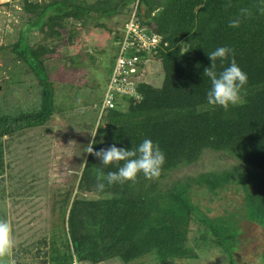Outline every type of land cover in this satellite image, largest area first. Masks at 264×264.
<instances>
[{"label":"trees","instance_id":"trees-1","mask_svg":"<svg viewBox=\"0 0 264 264\" xmlns=\"http://www.w3.org/2000/svg\"><path fill=\"white\" fill-rule=\"evenodd\" d=\"M135 1L21 3L27 20L11 51L41 82V103L36 111L15 117L0 113V141L43 127L57 113L56 84L49 78L46 62L67 40L73 44L77 28L84 29L90 20L111 34L116 49L99 102L101 113L125 39L127 18L119 30L109 28L108 23L116 16L128 15ZM230 2L226 7L229 0H141L143 26L162 35L163 41L151 56L138 55L146 62L144 73L148 72L147 64L156 60L164 79L161 87L138 83L140 99L116 97L117 106L103 112L107 128L98 126L94 151L112 145L130 150L150 139L165 154L161 175L147 180L140 174L134 183L106 185L98 192L97 176L89 173L106 174L116 171L117 166L103 167L87 153V166L78 183L56 202L65 222L63 229L57 223L46 237L17 244L12 252L16 264H33L34 260L37 264H212L216 256L220 259L215 258V264H238L240 248L255 241L243 238L242 225L254 224L264 231V15L254 7L258 0ZM241 8H250L251 18H243L239 28L229 27ZM29 32L41 36L34 47L27 38ZM218 47H229L234 55L218 60L217 71L235 59L248 77L241 93L244 103L229 106L227 111L209 106L206 100L211 86L203 75L211 66L207 54ZM3 50L0 47V52ZM78 59L80 55L69 58L73 62ZM2 148L0 143L3 156ZM207 156L217 159L216 169L203 170ZM226 158L232 163L224 164ZM232 187L239 201L229 198L231 205H220L222 214L211 215L210 204L220 201L221 193ZM197 189L208 195L207 206L202 199H195ZM146 258L151 260L144 261Z\"/></svg>","mask_w":264,"mask_h":264},{"label":"rangeland","instance_id":"rangeland-1","mask_svg":"<svg viewBox=\"0 0 264 264\" xmlns=\"http://www.w3.org/2000/svg\"><path fill=\"white\" fill-rule=\"evenodd\" d=\"M23 1L0 0V47H4L0 52V113L12 117L36 111L41 103V82L21 57L11 51L27 20L20 8ZM127 16L119 15L111 19L109 28L122 29ZM95 24L94 20H90L84 29L77 28L73 44L67 40L59 48V53L46 62L49 78L56 84L57 113L43 127L0 141L3 145V156L0 155V218L7 219L11 224L15 246L24 240L31 242L46 237L49 235L47 231L57 223L63 229L65 222L60 217L62 213L56 202L61 199V194L78 183L83 170L81 165L87 155L84 149L94 140L92 135H95L98 126L107 128L103 113H98L99 102L112 72L111 59L116 49L112 45L111 34L96 28ZM76 26L80 27V24ZM65 33L69 35L68 31ZM27 38L32 47L41 42L37 32H29ZM78 55L80 59L77 62L69 60ZM89 55H94L98 61ZM147 65L148 72L136 80L132 78V81L161 87L164 79L161 64L153 60ZM216 161L207 156L203 170L216 169ZM223 161L224 164L232 163L227 158ZM99 173L91 171L89 175L98 176ZM235 192L234 187L223 191L220 201L210 204L211 215L222 214L220 205H231L229 198L238 202L239 196H234ZM195 193V199H202L203 203L208 198L204 190L197 189ZM245 225H242L243 238L255 241L246 248H240L238 264H255L264 250V231L254 224ZM12 254L7 258V264L17 263ZM215 258L220 259V256L214 257L212 264H215ZM150 260L146 258L144 261ZM32 262L37 264L35 260ZM102 264L123 263L109 261Z\"/></svg>","mask_w":264,"mask_h":264},{"label":"clouds","instance_id":"clouds-1","mask_svg":"<svg viewBox=\"0 0 264 264\" xmlns=\"http://www.w3.org/2000/svg\"><path fill=\"white\" fill-rule=\"evenodd\" d=\"M231 2L226 5L230 7ZM256 10L264 15V0H258L254 5ZM250 8H241L239 14L229 21V27L239 28L243 18H251ZM229 55H234V50L229 47H218L215 51L207 54L211 66L205 68L204 77L210 81V89L206 94L207 104L212 107H221L225 111L229 106L242 105L244 99L242 89L248 82L247 74L232 59L230 65L222 67L217 71V61L227 60ZM95 137V135H92ZM95 141H91L84 149L88 154L94 155L101 161L103 167L116 165V171H109L106 174L101 171L97 176L96 191L103 192L107 186L116 184L123 185L126 182H135L138 175L142 174L147 180H154L161 175L162 167L165 164V154L158 144L150 139H144L138 146L130 150L118 148L112 145L100 151H94ZM86 167V162L81 165ZM15 247V237L11 224L7 219L0 218V264H7V258L11 256ZM255 264H264V255L256 258Z\"/></svg>","mask_w":264,"mask_h":264},{"label":"built area","instance_id":"built-area-1","mask_svg":"<svg viewBox=\"0 0 264 264\" xmlns=\"http://www.w3.org/2000/svg\"><path fill=\"white\" fill-rule=\"evenodd\" d=\"M141 0L133 2L130 12L127 16V22L124 26L125 39L120 48L119 57L110 79L107 93L103 101L101 114L110 109H114L116 97L123 96L140 99L137 94V84L132 81L143 75L146 63L138 54L146 53L151 56L159 48L163 41V36L157 33H151L143 26L139 15ZM152 52V53H151ZM147 66V65H146Z\"/></svg>","mask_w":264,"mask_h":264},{"label":"crops","instance_id":"crops-1","mask_svg":"<svg viewBox=\"0 0 264 264\" xmlns=\"http://www.w3.org/2000/svg\"><path fill=\"white\" fill-rule=\"evenodd\" d=\"M21 30V29H20Z\"/></svg>","mask_w":264,"mask_h":264}]
</instances>
